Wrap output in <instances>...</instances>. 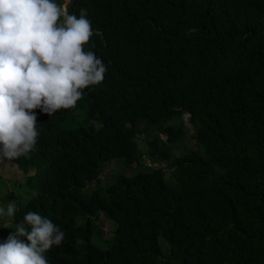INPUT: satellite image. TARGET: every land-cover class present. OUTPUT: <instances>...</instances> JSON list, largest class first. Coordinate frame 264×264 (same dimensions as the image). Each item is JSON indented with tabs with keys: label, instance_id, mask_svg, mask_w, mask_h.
Instances as JSON below:
<instances>
[{
	"label": "trees",
	"instance_id": "obj_1",
	"mask_svg": "<svg viewBox=\"0 0 264 264\" xmlns=\"http://www.w3.org/2000/svg\"><path fill=\"white\" fill-rule=\"evenodd\" d=\"M67 9H86V50L107 71L74 108L35 110V150L11 161L25 193L0 243L31 210L65 233L48 264H264V0ZM183 113L194 148L175 154L184 126L169 121ZM69 114L81 118L66 125ZM141 124L153 135L139 154ZM112 160L132 173L91 186Z\"/></svg>",
	"mask_w": 264,
	"mask_h": 264
},
{
	"label": "clouds",
	"instance_id": "obj_2",
	"mask_svg": "<svg viewBox=\"0 0 264 264\" xmlns=\"http://www.w3.org/2000/svg\"><path fill=\"white\" fill-rule=\"evenodd\" d=\"M86 17V9L77 17L56 0H0V163L35 150L36 109L51 116L74 108L85 89L103 82L106 66L86 50L93 35ZM16 212L15 203L0 207L4 227ZM64 237L50 219L29 210L0 243V264H48L45 253Z\"/></svg>",
	"mask_w": 264,
	"mask_h": 264
},
{
	"label": "rangeland",
	"instance_id": "obj_3",
	"mask_svg": "<svg viewBox=\"0 0 264 264\" xmlns=\"http://www.w3.org/2000/svg\"><path fill=\"white\" fill-rule=\"evenodd\" d=\"M56 2L64 4L67 3V0H56ZM69 115L71 116V114ZM70 116H68L67 118L66 125L76 123V121H79V119L81 118V114L76 115L74 118ZM180 121L183 123L185 134L183 139L181 140V143L176 144L177 147L175 150H173V153L175 154H178L179 152H182L187 149L194 148L193 140L191 138L193 125L188 122L186 116L182 114L181 116H179L178 119L174 118L169 122L177 124ZM142 126L143 124L139 126V131L137 132L134 139L137 146V152L139 154L144 153L146 140L153 135V132L150 130L143 131L141 128ZM161 137L164 138V136L162 135ZM138 162L141 163L140 160H138ZM150 165H154V163L150 162ZM121 170L125 171L128 174L132 173V168H130L129 165L122 166L118 160L105 162L101 166L98 179L96 181H92L90 184L91 186L98 185L104 187L106 184L111 182L113 177ZM22 186H24V182L23 173L21 169H19V167L11 161H5L4 163H0V207H6L9 203H15L18 207L20 204L17 201L21 202L25 193V189L22 188ZM98 221L99 219H97V222ZM99 224L104 231V236L107 237L111 229L110 221L102 220ZM7 228L8 227H4V221L0 220V233H3V231Z\"/></svg>",
	"mask_w": 264,
	"mask_h": 264
},
{
	"label": "built area",
	"instance_id": "obj_4",
	"mask_svg": "<svg viewBox=\"0 0 264 264\" xmlns=\"http://www.w3.org/2000/svg\"><path fill=\"white\" fill-rule=\"evenodd\" d=\"M144 161L146 162L147 165H149L150 163L147 161V159H144Z\"/></svg>",
	"mask_w": 264,
	"mask_h": 264
}]
</instances>
